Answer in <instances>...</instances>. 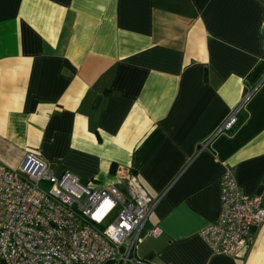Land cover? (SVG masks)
<instances>
[{
    "label": "crops",
    "instance_id": "1",
    "mask_svg": "<svg viewBox=\"0 0 264 264\" xmlns=\"http://www.w3.org/2000/svg\"><path fill=\"white\" fill-rule=\"evenodd\" d=\"M262 60L264 0H0V161L33 151L102 185L130 167L160 197L146 264H264V224L240 257L198 235L225 169L264 197V75L247 79Z\"/></svg>",
    "mask_w": 264,
    "mask_h": 264
},
{
    "label": "built area",
    "instance_id": "2",
    "mask_svg": "<svg viewBox=\"0 0 264 264\" xmlns=\"http://www.w3.org/2000/svg\"><path fill=\"white\" fill-rule=\"evenodd\" d=\"M249 95L215 134L235 127ZM116 175L120 182L109 185L83 181L33 151L15 168L0 161V264H146L137 248L159 232L145 223L160 197L152 198L130 167L119 166ZM219 185V214L198 235L212 253L240 257L264 224V197L243 193L230 168Z\"/></svg>",
    "mask_w": 264,
    "mask_h": 264
},
{
    "label": "trees",
    "instance_id": "3",
    "mask_svg": "<svg viewBox=\"0 0 264 264\" xmlns=\"http://www.w3.org/2000/svg\"><path fill=\"white\" fill-rule=\"evenodd\" d=\"M264 75V60H262L260 63H258L248 74L247 79L249 80V84L251 88H254L259 81V79ZM242 112L238 115V122H241ZM236 124V125H237ZM235 125V126H236Z\"/></svg>",
    "mask_w": 264,
    "mask_h": 264
}]
</instances>
